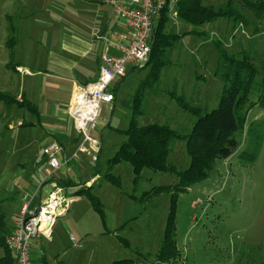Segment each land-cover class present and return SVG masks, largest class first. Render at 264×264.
Here are the masks:
<instances>
[{
	"label": "rangeland",
	"instance_id": "374dc122",
	"mask_svg": "<svg viewBox=\"0 0 264 264\" xmlns=\"http://www.w3.org/2000/svg\"><path fill=\"white\" fill-rule=\"evenodd\" d=\"M228 1L199 0V3L217 10ZM234 5L242 14L237 19L219 18L197 26L179 18L182 11H187L185 4L167 13L160 40L169 46L163 49L168 65L161 69L157 83L142 89L139 126L166 125L179 133H190L196 118L178 107L172 95L184 96L186 103L198 108L202 115L217 107L223 82L216 74V44L229 55L245 52L250 56L258 75L249 101L256 102L260 92L258 84L264 80V10L255 14L241 9L237 3ZM149 72L150 66L129 73L118 84L109 126L99 128L101 149L96 162L99 180L91 193L99 199L103 218L84 195L78 196L81 200L73 204L71 219L59 217L53 226V264H158L156 254L170 215L171 196L163 193L146 202H141V197L152 187L175 185L177 178L169 173L144 170L138 185L134 186L128 164L111 168L107 165L126 141L124 132L129 125L132 100ZM10 74L15 76L12 71ZM101 110L102 107L96 125L101 122ZM7 111L1 103L0 200L13 198L0 202V218L5 227L17 213L14 204L19 199L15 185L19 157L14 155L16 148L7 143L13 133L5 129ZM19 119L32 120L25 110L19 112ZM251 128L261 134L262 142L255 161L247 163L239 156L245 150H252L248 138ZM16 130L24 135L33 133L29 129ZM234 138L237 148L233 154L226 159L217 158L206 180L177 196L174 225L179 256L169 264H264V109L252 107L244 131ZM77 159L80 162L77 168L83 169L85 177L96 172L93 167L96 163L92 165L84 155ZM167 163L177 171L189 166L184 142L171 143ZM27 166L30 169V164ZM107 173L119 180V186L104 179ZM85 185L81 183L79 190L88 189ZM72 194L76 196L73 192L69 197ZM70 234L76 245L70 242ZM3 248L4 245L0 246V258Z\"/></svg>",
	"mask_w": 264,
	"mask_h": 264
},
{
	"label": "crops",
	"instance_id": "0c3cea01",
	"mask_svg": "<svg viewBox=\"0 0 264 264\" xmlns=\"http://www.w3.org/2000/svg\"><path fill=\"white\" fill-rule=\"evenodd\" d=\"M126 29L116 18L109 0H0V94L11 100H0V104L8 109L5 129L13 132L6 141L16 148L14 155L19 157V173L15 177L19 199L14 204L17 213L10 215L6 235L24 204L30 210L35 209L50 191L51 182H44L47 164L42 152L49 142L61 146L60 159L67 165L52 180L69 185L62 186L67 197L76 193L70 196L73 203L61 217L71 219L73 204L81 200L77 194L81 183L93 191L99 173L85 177L83 169L77 168L79 160L72 158L81 136L68 108L76 88L97 79L103 59L120 55L118 35ZM11 71L15 76H11ZM119 83L113 84V102L101 105V122L90 131V136L99 142V128L109 126ZM21 110L29 113L32 120H20ZM16 129H29L33 133L24 135ZM93 167L97 169L96 165ZM12 200L4 198L0 202ZM70 237L73 238L71 234ZM39 249L43 256L39 257L35 250V260L53 264V229L49 240L38 241Z\"/></svg>",
	"mask_w": 264,
	"mask_h": 264
},
{
	"label": "trees",
	"instance_id": "16d2710c",
	"mask_svg": "<svg viewBox=\"0 0 264 264\" xmlns=\"http://www.w3.org/2000/svg\"><path fill=\"white\" fill-rule=\"evenodd\" d=\"M234 3H237L241 9L255 14L264 10L263 0H230L224 7L217 10L202 6L199 0H179L174 8L177 11L179 7L185 4L187 11L185 13L182 11L178 15L179 18L186 23L197 26L219 18H233L235 20L240 15L242 16L238 13ZM168 12L167 9L163 10L159 20L154 25L156 28L153 27L148 61L142 67L128 72L129 74L150 66L147 78L140 84L132 100L131 117L128 128L124 132L126 141L120 145L114 156L107 162L109 168L122 163L128 164L133 174L134 186L138 185L144 170L152 173H169L177 178L175 185L152 187L149 191L144 192L141 197V202H146L163 193L171 196L170 215L156 254L158 264H169L170 261L179 256L174 225L177 196L185 193L191 186L206 180L217 158L226 159L230 157L237 148V141L234 137L244 131L248 112L254 106L264 109V80L258 84L260 92L257 94L256 102L251 103L249 101V95L258 75L250 56L245 52L229 55L221 45L216 44L218 52L216 74L220 76L223 82L217 107L202 115L198 108H193L186 103L184 96L172 95L171 99L175 101L178 107L196 118L190 133H179L166 125H138L137 120L142 115L141 103L144 92L142 89L150 88L152 84L157 83L161 69L168 65V61L164 58L163 49L169 46L160 40L165 26L164 18ZM113 94H115L114 89ZM8 99L0 94V100L7 101ZM248 138L252 144V150H245L239 158L244 162L253 163L261 146L262 136L258 131L251 128L248 130ZM173 141L185 143L186 154L190 158V163L183 171H177L167 163ZM95 165L97 173L98 165L97 163ZM104 179L114 186L120 184L119 180L109 173L104 176ZM57 182L65 188L69 186L60 180ZM77 194L84 195L92 209L103 218L99 199L91 193L90 188L78 190ZM5 230V224L0 218V246L4 245V255L0 258V264H13L5 246ZM118 239L120 240V238ZM113 264L121 263L114 262Z\"/></svg>",
	"mask_w": 264,
	"mask_h": 264
},
{
	"label": "built area",
	"instance_id": "2783aa9c",
	"mask_svg": "<svg viewBox=\"0 0 264 264\" xmlns=\"http://www.w3.org/2000/svg\"><path fill=\"white\" fill-rule=\"evenodd\" d=\"M179 0H109L116 18L126 26V32L118 35L117 48L120 55L114 58H104L97 79L89 84L76 88L73 93L68 114L73 125L81 136V142L72 158L85 155L91 163L97 161L100 151V142L90 136L95 129L99 110L102 104H110L114 100L113 84L125 78L130 70L142 67L150 55L152 30L159 20L163 10H172ZM46 160L44 182L50 183V191L40 205L30 210L24 204L19 215L14 219L11 232L5 238V246L13 260V264H40L35 260L33 253L38 251L40 239L49 240L57 218L63 216L73 199L67 197L64 188L59 185L55 175L66 168L61 161V146L49 142L43 148ZM23 201L27 202L24 197ZM70 240L75 243L74 239Z\"/></svg>",
	"mask_w": 264,
	"mask_h": 264
}]
</instances>
